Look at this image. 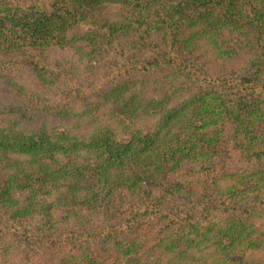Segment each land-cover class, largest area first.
<instances>
[{
  "label": "trees",
  "instance_id": "obj_1",
  "mask_svg": "<svg viewBox=\"0 0 264 264\" xmlns=\"http://www.w3.org/2000/svg\"><path fill=\"white\" fill-rule=\"evenodd\" d=\"M0 264H264V0H0Z\"/></svg>",
  "mask_w": 264,
  "mask_h": 264
},
{
  "label": "rangeland",
  "instance_id": "obj_2",
  "mask_svg": "<svg viewBox=\"0 0 264 264\" xmlns=\"http://www.w3.org/2000/svg\"><path fill=\"white\" fill-rule=\"evenodd\" d=\"M27 77V76H26ZM25 78V77H24Z\"/></svg>",
  "mask_w": 264,
  "mask_h": 264
}]
</instances>
